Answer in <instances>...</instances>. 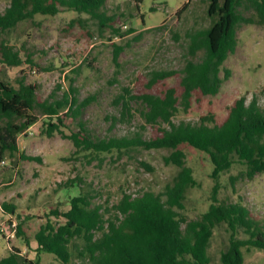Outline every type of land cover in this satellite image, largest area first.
Returning <instances> with one entry per match:
<instances>
[{"label": "rangeland", "instance_id": "1", "mask_svg": "<svg viewBox=\"0 0 264 264\" xmlns=\"http://www.w3.org/2000/svg\"><path fill=\"white\" fill-rule=\"evenodd\" d=\"M187 0H143L136 9L134 0H105L102 11L114 18L103 27L86 13L63 9L55 15L35 14L32 19L18 23L5 31L3 39L18 49L34 65L23 62L5 67L0 63V78L18 86L17 80L37 86L39 100L62 96L72 86L79 101L88 98L80 114L61 112L63 124L49 136L44 133L47 117L38 109V120L26 132L17 136L18 152L0 163V204H15L13 219L21 223L30 242L26 247L23 235L10 238V245L25 250V256H35L34 233L41 223L61 219L51 210L65 211L69 200L79 193L90 196L93 204L111 207L123 194L136 196L144 190L160 192L177 173L178 167L165 162L167 148L147 149L132 146L122 152H95L76 150L68 137L78 130L82 121L94 138L128 137L148 140L160 134L167 124L161 121L147 123L143 116L144 93L161 95L168 87H176L177 95L181 70L192 58L189 54V33L210 25L207 14L209 0H191L188 7L176 15ZM9 0H0L3 11ZM252 11L245 10L250 16ZM143 15L144 24L140 16ZM117 28L114 33L111 27ZM134 31L125 33L127 29ZM237 44L229 53L220 70V76L229 71L215 95L193 93L190 107L172 116V121L198 122L203 115L212 114L214 121L222 122L235 99L246 97L248 103L256 97L264 106V27L257 23H240L236 27ZM122 46L114 59L113 44ZM199 50L194 56H202ZM157 70H175L176 73L154 84L150 78ZM185 165L192 169L198 184L187 189L181 212L188 218H197L207 209L214 181L210 177L212 165L203 151L182 144ZM37 156V160H22L19 153ZM146 165L149 166L147 168ZM244 165L235 163L218 180L217 197L224 202H240L253 219L264 226V172L253 178L244 175ZM73 185H68L70 180ZM110 210L107 209V212ZM108 216V213H106ZM9 215L1 214L0 223ZM240 238L244 237L239 232ZM229 232L225 224L214 229L208 252L212 262L219 264L220 252L227 246ZM7 240L0 236V257L8 251ZM242 264H264V251L242 248ZM39 264H62L54 255L41 252ZM68 264H85L73 258Z\"/></svg>", "mask_w": 264, "mask_h": 264}, {"label": "trees", "instance_id": "2", "mask_svg": "<svg viewBox=\"0 0 264 264\" xmlns=\"http://www.w3.org/2000/svg\"><path fill=\"white\" fill-rule=\"evenodd\" d=\"M134 1L138 9L143 0ZM190 1L187 0L176 15H180ZM104 4L105 0H9L7 7L0 11V63L5 67L19 66L23 62L35 64L30 56L23 60L20 51L3 39L2 34L18 23L32 19L35 14L55 15L68 9L88 14L103 28L114 20L102 11ZM245 10L252 11L251 15L245 16ZM207 14L211 18L210 25L189 33L192 58L187 59L181 70L180 94L177 95L176 87H168L161 95L144 93L141 96L145 121L167 124L160 129V134L148 140L124 136L94 138L84 123L78 121V130L68 135L76 150L109 153L122 152L135 145L147 149L167 148L170 153L165 156V162L178 167L172 180L160 192L144 190L136 196L123 194L105 209L102 204H93L86 193L74 195L67 210H51V214L60 217V222L53 223L48 218L39 225L33 236L36 243L33 258L21 254V249L12 245L8 254L0 258V264H39L41 252L53 254L62 264L70 263L73 258L85 264H216L208 249L214 229L222 224L227 226L229 239L220 252L219 264H242L244 247L264 251V226L253 219L242 203L224 202L217 197L219 177L235 163L244 165L243 173L248 178L264 172V106L258 104L256 97L246 103V97L240 96L220 123L214 121L212 114L201 116L198 122L172 121V116L179 111L178 103L183 111L189 109L193 93L215 95L218 92L229 76V71L225 70L221 77L220 70L236 47V27L243 22L264 27V0H209ZM140 18L144 24L143 15ZM108 26L119 33L117 28ZM132 31L129 28L125 33ZM113 47L115 59L122 46L114 43ZM199 50L203 53L196 60L194 56ZM175 73V70L154 71L150 84ZM72 81L62 96L39 100L35 84L19 78L18 86H14L0 78V163L18 152L17 136L38 120L34 114L36 109L48 118L44 122V133L49 136L63 124L61 112L75 117L81 113L89 100H78ZM182 144L206 153L212 165L210 177L214 184L210 202L194 219H188L181 212L187 189L198 184L192 169L185 165ZM19 157L40 161L39 157L24 152H20ZM74 181L70 180L68 185H73ZM15 208L13 203L0 204L1 214L9 218H13ZM239 232L244 233L243 238L238 236ZM20 235L25 246L30 247L21 223H17L15 236Z\"/></svg>", "mask_w": 264, "mask_h": 264}, {"label": "built area", "instance_id": "3", "mask_svg": "<svg viewBox=\"0 0 264 264\" xmlns=\"http://www.w3.org/2000/svg\"><path fill=\"white\" fill-rule=\"evenodd\" d=\"M16 227L17 222L13 218H7L5 223H0V236L9 241L15 235Z\"/></svg>", "mask_w": 264, "mask_h": 264}, {"label": "crops", "instance_id": "4", "mask_svg": "<svg viewBox=\"0 0 264 264\" xmlns=\"http://www.w3.org/2000/svg\"><path fill=\"white\" fill-rule=\"evenodd\" d=\"M6 242H7V243L4 244V247H5V248L7 249V251H8L9 248H10V246H12V245L9 244V243H10V240H9V242H8V241H6ZM30 246H31V245H30ZM7 254H8V253H7ZM7 254H6V255H7ZM21 254L25 255V250H24V249L21 250ZM6 255H5V256H6ZM2 257H4V256H2ZM0 258H1V257H0ZM28 258H31V257L28 256Z\"/></svg>", "mask_w": 264, "mask_h": 264}]
</instances>
